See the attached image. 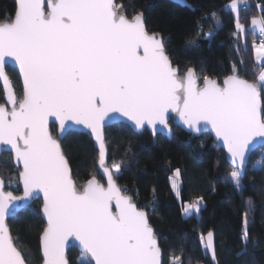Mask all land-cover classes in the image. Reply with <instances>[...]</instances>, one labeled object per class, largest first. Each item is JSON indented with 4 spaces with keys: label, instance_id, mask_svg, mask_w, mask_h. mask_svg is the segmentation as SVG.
<instances>
[{
    "label": "snow or ice",
    "instance_id": "6c2138e0",
    "mask_svg": "<svg viewBox=\"0 0 264 264\" xmlns=\"http://www.w3.org/2000/svg\"><path fill=\"white\" fill-rule=\"evenodd\" d=\"M226 7L236 14L234 36L246 40L237 0ZM260 7L264 11V5ZM211 18L217 30L222 27L216 13ZM251 23L260 38L259 46L253 42L256 58L264 66V17ZM214 35L215 31L203 32L209 40ZM9 58L22 78L20 99L6 72ZM199 79L192 67L179 75L163 37L148 33L142 12L129 19L113 0H17L14 15L0 22V81L11 104L10 110L0 105V152L10 151L15 166L22 165L18 177L24 194L3 191L0 180V264H27L7 217L21 202L41 193L46 218L40 237L43 264H69L65 249L73 239L80 247L77 264H162L147 213L116 183L123 161L106 164L104 125L111 113L126 117L137 130L147 125L153 134L166 129L170 136L171 110L188 130L213 132L233 165L225 181L242 191L241 176L251 152L264 147V70L254 82L242 78L235 64L222 83L204 75L201 85ZM49 116L56 117L61 130L69 121L91 130L107 187L95 178L82 190L75 186L61 146L49 132ZM253 170H264V154ZM179 176L176 169L170 177L177 195ZM201 204L198 198L184 204L181 212L199 215ZM246 204L251 207V198ZM248 237L245 212L241 240L247 244ZM200 243L216 261L214 233L202 234ZM170 264H182L181 257H173Z\"/></svg>",
    "mask_w": 264,
    "mask_h": 264
},
{
    "label": "trees",
    "instance_id": "16d2710c",
    "mask_svg": "<svg viewBox=\"0 0 264 264\" xmlns=\"http://www.w3.org/2000/svg\"><path fill=\"white\" fill-rule=\"evenodd\" d=\"M184 1L180 5L169 0H115V4L129 18L143 13L147 31L162 35L166 54L180 74L192 67L200 78L208 75L221 82L232 74L235 64L242 78L254 82L260 68L255 61L253 42H259L258 32L254 35L250 22L254 17H264L260 7L264 0H243V3L239 0V22L247 30L246 40L234 36L236 14L226 7L232 0ZM15 10V0H0V21L14 15ZM212 13L222 22L218 30ZM209 31H215L210 40L203 36V32ZM6 71L17 97L21 98L17 72L10 67ZM261 99L264 106V94ZM51 131L55 132L54 125ZM105 136L108 165L123 161L116 180L147 211L163 252L162 264H170L175 256L181 257L182 264H212L200 243L201 235L208 231L214 233L217 264H264V170H253L264 147L251 153L241 178L242 191L238 192L230 181H225L233 168L209 134L194 136L173 127L170 139L159 134L153 139L147 130L136 134L126 124L117 123L105 129ZM61 146L78 187L91 177L103 181L96 171L97 152L86 134L68 132ZM176 169L180 171L178 196L169 181ZM0 177L7 189L15 194L20 192L8 153L0 157ZM198 198H202L199 215L182 214V206ZM249 198L250 208L246 204ZM40 205L39 200L35 201L8 220L14 242L28 264L41 263L39 236L44 222ZM245 212L247 244L241 240ZM79 256V251L72 248L68 253L69 264H77Z\"/></svg>",
    "mask_w": 264,
    "mask_h": 264
},
{
    "label": "water",
    "instance_id": "95a60500",
    "mask_svg": "<svg viewBox=\"0 0 264 264\" xmlns=\"http://www.w3.org/2000/svg\"><path fill=\"white\" fill-rule=\"evenodd\" d=\"M169 1H171V2H173V3H176V4H180V5L185 4V1H184V0H169ZM15 3L17 4V0H15ZM113 4L116 5V4H115V0H113ZM116 6H117V5H116ZM119 9H120V8L118 7V11H119ZM122 14H123V13H122ZM143 17H144V16H143ZM128 18H129V17H128ZM131 18H132V17H131ZM131 18H129V19H131ZM0 22H4V21H0ZM148 33H149V32H148ZM149 34H153V33H149ZM158 34L162 37V35H161L160 33H158ZM9 61H10V62H9V64L6 66V68H7V67H10V68H12L13 70H15V71L17 72V75H18L19 80H20L21 90H22V91H21V98H22L23 83H22V78L20 77V74H19L18 66L15 64L14 60H11V58H9ZM171 63H172V62H171ZM172 66H173L174 68H177V69H178V67H177L176 65H173V64H172ZM178 70H179V69H178ZM6 72H7V71H6ZM185 72H186V71H185ZM185 72L182 73V74L179 73V75L182 77V76H184ZM7 74H8V73H7ZM8 76H9V75H8ZM10 80H11V79H10ZM223 80H224V79H223ZM223 80H222L220 83H222ZM198 82L202 85V84H203V78H200ZM249 82H250V81H249ZM11 83H12V80H11ZM0 86H1L2 94H3V102H1L0 105H5V106L10 110V109H11V104L7 102V98H6V96H5V92H4L3 82H2V81H0ZM12 86H13V83H12ZM13 89H14V86H13ZM14 91H15V90H14ZM15 94H16V93H15ZM16 96H17V95H16ZM17 99H20V98L17 97ZM261 108H262V110H264V106H263V104H262V99H261ZM110 117H111V119H108V120L106 121L105 125H104V133H105V129L108 128L109 126H112V125L117 124V123H123V124H126L129 128H131V130H132L134 133H136V134L142 133L144 130H147V131L152 135L153 139H155L156 136H157L158 134H159V135H162V136H165L167 139H170L171 136H172V133H173V127H178V128H180L181 130H183L184 132H186V133H188V134H192V135H194V136H200V135H202V134H209V135L212 137L213 141L215 142V144H216V148H217L218 150H222V151H223L226 162H227V163L233 168V165H232V164L230 163V161H229L227 151H226V149L223 147L222 141H218L217 138L215 137V134H214L213 132L202 130L199 134H196V133L192 132L191 130H188L187 127L184 126L183 123H182V121L179 119L178 114L175 113V112H172L171 110H169V112L167 113L168 127H169V129H171V135H170V136L167 134V130H166V129H165V130H158V131H156L155 134H153V130H152V128H151L150 126H147V125H145L142 129L137 130V129L134 127V125H133V123H132L131 121H129L126 117H123V116H122L121 114H119V113H111V114H110ZM66 124H67V127H66L65 129L61 130L60 125H59V121L56 119L55 116H49V118H48V129H49V132H50V134H51L55 139H57V141L59 142L60 146H61V141L63 140V138L66 136V134H67L68 132H71V131H73V132H77V133L86 134V135L91 139V141H92V143H93V146H94V148H95V150H96V152H97L96 171L98 172L99 176L102 178L103 181L99 180L97 177H91V178H89L87 181H89V180L92 179V178H95L100 184H102V185H104L105 187H107V177H106V175L104 174L103 169L100 167L99 162H98V161H99V148H98V144H97V142H96V140H95V138H94V136H93L91 130H90L89 128H86V127H85L84 125H82V124L77 125V124H75V122H71V121L66 122ZM51 125H54V126H55V132H54V133H52V131H51ZM157 127H158V129H161V128H162V126H159V125H158ZM9 147H10V146H9ZM258 148H260V147H257L256 149H258ZM256 149H255V150H256ZM255 150H254V151H255ZM61 151H62L63 154H64V151H63L62 146H61ZM252 152H253V151H252ZM252 152H251V153H252ZM5 153L10 154V156H11V160H12V164H13V169H14V171H15L16 174H17V183H18V187H19V189H20V192L17 193V194H15V193H13L10 189H7V188H6V182H5V180H3V179L0 177V180H3V182H4V183H3V191H5V192H12V194H13L14 196L22 197L23 194H24V187H23V184H22V182L19 180V177H18V171L22 170V165H20L19 168H17V167L15 166V164H14V162H13V154H12L10 151H3V152H0V157H1L3 154H5ZM64 157H65L66 161L68 162V160H67L65 154H64ZM105 160H106V164H107V166H109V165H108V149H107V144H106V156H105ZM248 161H249V159H248ZM247 165H248V162H247ZM68 166H69V169H70L71 177H72V179H73V181H74V183H75V180H74V178H73L72 170H71V167H70L69 162H68ZM109 167H110V166H109ZM245 170H246V169H245ZM245 170L243 171L241 178H243V176H244V174H245ZM87 181H85V183H84L81 187H78L76 183H75V186H76L78 189L82 190V189L86 186ZM116 183L118 184L117 180H116ZM118 185H119V184H118ZM119 187H120V185H119ZM120 188H121V187H120ZM121 190H122V188H121ZM122 192H123L124 195H127V196H129V197L131 198L132 202L135 204V206H136L138 209L143 210V211H145V212L147 213L146 210H144L143 208H140V207H139V200H138V199L135 200L130 194L124 192L123 190H122ZM38 200L41 202V205H40V217H41V219H42L43 222H44V227H43V229H44V228L46 227V218L44 217V214H43V211H42V206H43V194H42V193L39 195L38 198H34V199H32L31 201H28V202H21V207H20V208L14 213V214H12V215H10L9 217H7V224H8V220H9L10 218L14 217L15 215H17L18 213H20V212L23 211L24 209L28 208V207L31 206L35 201H38ZM114 203H115V202L113 201V206H114ZM147 216H148V214H147ZM148 220H149V219H148ZM149 224H150V223H149ZM150 226L152 227V225H150ZM8 227H9V226H8ZM43 229H42V232H43ZM152 229H153L154 234H155V230H154L153 227H152ZM42 232H41V234H42ZM10 234H11V232H10ZM41 234H40V236H39V246H40V255H41V263H40V264H43V254H42L41 240H40ZM206 234H207V233H206ZM206 234H205V236H206ZM11 236H12V234H11ZM155 237H156L157 242H158V245H159V240H158V237L156 236V234H155ZM13 240H14V239H13ZM214 246H215V240H214ZM159 247H160V246H159ZM72 248L77 249V250L79 251V253H80L79 242H78V241H75V240L73 239V240L70 242V244L66 246V249H65V255H66L67 260H68V253H69V251H70ZM160 249H161V248H160ZM18 250H19V249H18ZM207 255H208V257H209V259H210V261H211L212 264H217V261H213V259L211 258V255H210V254H207ZM161 261L163 262V252H162V249H161ZM27 264H28V263H27ZM93 264H94V262H93Z\"/></svg>",
    "mask_w": 264,
    "mask_h": 264
},
{
    "label": "rangeland",
    "instance_id": "374dc122",
    "mask_svg": "<svg viewBox=\"0 0 264 264\" xmlns=\"http://www.w3.org/2000/svg\"><path fill=\"white\" fill-rule=\"evenodd\" d=\"M237 2H238V4L240 3V1L239 0H237ZM232 3V2H231ZM230 3V4H231ZM229 4V5H230ZM254 18H257V17H254ZM258 19V18H257ZM251 22H252V20H251ZM250 22V28L253 30V25H252V23ZM254 31V30H253ZM257 46H259V44L260 43H255ZM254 49V48H253ZM254 56H255V61H256V63L258 64V66H259V68H260V71H262V70H264V66H262V64H261V62L260 61H258L257 60V58H256V53H255V51H254ZM259 71V72H260ZM262 154H264V151L263 152H261V154L259 155V157L258 158H260L261 157V155ZM170 177H173V175H171ZM169 181H170V178H169ZM178 183H179V185H180V180L178 179ZM170 184H171V181H170ZM171 188H172V184H171ZM172 191H173V193L176 195V196H178L175 192H174V190H173V188H172ZM194 201V200H193ZM192 201V202H193ZM80 257V256H79ZM30 260V259H29ZM28 261V260H27ZM29 262V261H28Z\"/></svg>",
    "mask_w": 264,
    "mask_h": 264
},
{
    "label": "built area",
    "instance_id": "2783aa9c",
    "mask_svg": "<svg viewBox=\"0 0 264 264\" xmlns=\"http://www.w3.org/2000/svg\"><path fill=\"white\" fill-rule=\"evenodd\" d=\"M257 39H258V42L260 43L259 33H258V35H257Z\"/></svg>",
    "mask_w": 264,
    "mask_h": 264
},
{
    "label": "bare ground",
    "instance_id": "6f19581e",
    "mask_svg": "<svg viewBox=\"0 0 264 264\" xmlns=\"http://www.w3.org/2000/svg\"><path fill=\"white\" fill-rule=\"evenodd\" d=\"M254 51V50H253Z\"/></svg>",
    "mask_w": 264,
    "mask_h": 264
}]
</instances>
